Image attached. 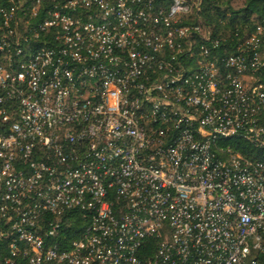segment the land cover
I'll list each match as a JSON object with an SVG mask.
<instances>
[{"label": "built area", "instance_id": "obj_1", "mask_svg": "<svg viewBox=\"0 0 264 264\" xmlns=\"http://www.w3.org/2000/svg\"><path fill=\"white\" fill-rule=\"evenodd\" d=\"M199 4L0 0L7 263H264V24L230 51Z\"/></svg>", "mask_w": 264, "mask_h": 264}, {"label": "trees", "instance_id": "obj_2", "mask_svg": "<svg viewBox=\"0 0 264 264\" xmlns=\"http://www.w3.org/2000/svg\"><path fill=\"white\" fill-rule=\"evenodd\" d=\"M196 0H188L193 3ZM190 22L202 21L212 38H222V47L234 50L236 43L243 41L253 33L258 24H264V0H200L199 10L191 11ZM264 83V70L258 74ZM221 144L229 145L233 150L245 156L261 155L260 151L248 145L240 138L225 139ZM62 227L54 237L60 248L67 249L73 240L80 239L86 229L89 219L82 211L75 210L62 217ZM159 238H148L140 249V256L147 259L153 256L159 243ZM6 239L0 240V264H22L21 258L7 263L9 250ZM264 264V263H262Z\"/></svg>", "mask_w": 264, "mask_h": 264}]
</instances>
